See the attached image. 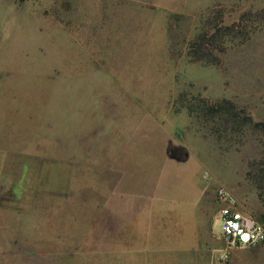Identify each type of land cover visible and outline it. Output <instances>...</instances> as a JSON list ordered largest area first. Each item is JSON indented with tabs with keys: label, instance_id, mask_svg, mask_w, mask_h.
Listing matches in <instances>:
<instances>
[{
	"label": "rangeland",
	"instance_id": "374dc122",
	"mask_svg": "<svg viewBox=\"0 0 264 264\" xmlns=\"http://www.w3.org/2000/svg\"><path fill=\"white\" fill-rule=\"evenodd\" d=\"M262 6L0 0V264H115L113 248L98 249L105 222L116 224L114 191L160 189L169 167L181 164L167 158L168 146L169 155H188L173 185L192 175L208 184L215 207L224 187L262 221L264 132H221L195 106L228 98L264 121V27L218 64L187 52L213 10L229 24Z\"/></svg>",
	"mask_w": 264,
	"mask_h": 264
},
{
	"label": "crops",
	"instance_id": "0c3cea01",
	"mask_svg": "<svg viewBox=\"0 0 264 264\" xmlns=\"http://www.w3.org/2000/svg\"><path fill=\"white\" fill-rule=\"evenodd\" d=\"M173 148L166 147L165 154L168 159L181 164L169 167V174L165 173L168 178L161 181L160 189L157 185L145 192L135 188H117L114 194L121 200V205L116 203L113 207L107 202L101 206L100 212L105 213L100 216L105 219L107 213L112 214L111 207L114 208L116 224H111L110 218L105 222L98 238V249L100 253H111L113 248L115 264L217 263L219 251L225 245L219 203L218 207L211 205L208 184L195 182L192 175L186 180L188 185H185V180L178 179L175 185L172 184L174 180L171 177L184 169L182 164L188 159V155H169ZM2 168L0 161V172ZM217 216L219 230L215 228ZM113 225L112 232L110 228ZM263 256L264 243L233 248L228 264H248L249 260Z\"/></svg>",
	"mask_w": 264,
	"mask_h": 264
},
{
	"label": "trees",
	"instance_id": "16d2710c",
	"mask_svg": "<svg viewBox=\"0 0 264 264\" xmlns=\"http://www.w3.org/2000/svg\"><path fill=\"white\" fill-rule=\"evenodd\" d=\"M264 27V6L255 10L243 11L238 20L224 23L223 12L216 9L207 16L198 32L188 43V55L191 60L203 61L208 64H218L219 54L227 48L242 44L250 36ZM196 104L197 114L203 119L214 118L219 124L216 129L221 132H238L244 126L264 132V121H255L243 108L237 106L228 98L209 101L199 98ZM190 114L194 113L191 105H187ZM262 222L264 213L261 214Z\"/></svg>",
	"mask_w": 264,
	"mask_h": 264
},
{
	"label": "built area",
	"instance_id": "2783aa9c",
	"mask_svg": "<svg viewBox=\"0 0 264 264\" xmlns=\"http://www.w3.org/2000/svg\"><path fill=\"white\" fill-rule=\"evenodd\" d=\"M216 195L221 234L225 240V245L217 256V263L227 264L233 248L254 247L264 243V222L245 212L236 197L224 187H219Z\"/></svg>",
	"mask_w": 264,
	"mask_h": 264
},
{
	"label": "snow or ice",
	"instance_id": "6c2138e0",
	"mask_svg": "<svg viewBox=\"0 0 264 264\" xmlns=\"http://www.w3.org/2000/svg\"><path fill=\"white\" fill-rule=\"evenodd\" d=\"M245 239H247V237H245Z\"/></svg>",
	"mask_w": 264,
	"mask_h": 264
}]
</instances>
